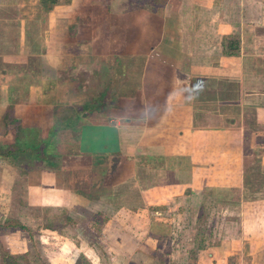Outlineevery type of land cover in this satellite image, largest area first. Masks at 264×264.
<instances>
[{
    "label": "crops",
    "instance_id": "obj_1",
    "mask_svg": "<svg viewBox=\"0 0 264 264\" xmlns=\"http://www.w3.org/2000/svg\"><path fill=\"white\" fill-rule=\"evenodd\" d=\"M49 1L0 0L1 96L14 82L16 123L50 117L49 139L76 126L74 152L31 176L47 224L0 226V264H264L260 21L228 0Z\"/></svg>",
    "mask_w": 264,
    "mask_h": 264
},
{
    "label": "rangeland",
    "instance_id": "obj_2",
    "mask_svg": "<svg viewBox=\"0 0 264 264\" xmlns=\"http://www.w3.org/2000/svg\"><path fill=\"white\" fill-rule=\"evenodd\" d=\"M46 1L50 2L49 0ZM133 1L140 3L138 0ZM231 1L233 0H228V2L223 3V5H227L226 8L222 7V14L225 18L236 19L237 15H241V19H257L260 21V25L264 27V0L252 2L251 5L243 0L240 5L242 7V13L237 11L236 3ZM40 2H44V0H40ZM249 10L250 14L247 16ZM2 74H4V71ZM73 78L76 80L77 77ZM19 82L21 86L25 85L24 80ZM13 83L10 82L9 86H7L9 87L7 88L9 92L7 98L1 96L0 88V99H2L0 102V226H2L1 229L3 231L7 228L10 229V227L11 229L14 227L23 229L25 228L24 224L29 227L32 225L33 228L31 231L35 232L37 231L36 227L47 224L46 211L48 209L47 207L34 208L29 204L30 178L33 176V173H38L39 179H45L48 175V171H58L59 173L62 171V167L59 166L62 163L66 164L68 162V156L72 153H70L72 150L71 146L75 145L73 137L77 133V127L72 125L65 126L64 123H68L67 120L56 119L58 120L56 125L58 131L65 127L71 131L68 130L67 132L56 135L57 131L54 136L49 139L47 135V125L49 126L51 123L50 117L37 121H28L25 124L26 126H24V122L21 125L17 124L15 121L16 117L12 116L14 113L13 110L14 108H18L20 111V107L24 105V103H21L22 101L19 100L21 95L19 96V93H17V91L15 92L13 88L10 89L11 87H16L13 86ZM7 89L3 88L5 91H7ZM69 89L70 88L67 89V87H65L62 91L67 93ZM79 90L82 92L81 89ZM21 91L27 96L28 91L26 89H21ZM2 95H5V93ZM10 95L11 97H16L18 100L10 101ZM17 95L19 97H17ZM3 100H5V102H3ZM9 102H11V104H9ZM6 107L7 109L5 110ZM58 109L59 113H63L61 115H67L69 113L68 116L71 117L70 121L73 124L78 122V115L84 113L83 110L79 111L74 109L76 113V115H74L72 112H68L70 109L68 110L67 107H63L62 105H60ZM87 114L88 113H86V115ZM88 116L93 117V114L90 113ZM58 117L60 118V114ZM56 120L54 119L53 122ZM30 124H35V130L38 134H36L34 127ZM12 126H14V129L11 128ZM17 126L19 127L18 132ZM46 140H48L46 144L43 143ZM11 151L12 153H8ZM32 182L35 181L33 180ZM53 214L55 215L53 218L56 219V214ZM50 217H52L51 214ZM196 225L199 232H204L203 216L197 217ZM188 233L184 234L188 235ZM193 233L195 234V229ZM198 250H200V248H198L196 252ZM229 264H234V261L232 262L231 260Z\"/></svg>",
    "mask_w": 264,
    "mask_h": 264
},
{
    "label": "trees",
    "instance_id": "obj_3",
    "mask_svg": "<svg viewBox=\"0 0 264 264\" xmlns=\"http://www.w3.org/2000/svg\"><path fill=\"white\" fill-rule=\"evenodd\" d=\"M56 1L57 0H53L54 3H56ZM138 1L143 3V4H149V5H153V6H161L163 4V2H165V0H138ZM228 47H229V51L231 53H235L237 51V47H238L237 41L236 40L230 41L228 43ZM229 51H227V52H229ZM41 151H44V150H41ZM10 258L12 259V257L10 255L6 254V259H5L6 264H10V263L15 264L13 260H10Z\"/></svg>",
    "mask_w": 264,
    "mask_h": 264
},
{
    "label": "flooded vegetation",
    "instance_id": "obj_4",
    "mask_svg": "<svg viewBox=\"0 0 264 264\" xmlns=\"http://www.w3.org/2000/svg\"><path fill=\"white\" fill-rule=\"evenodd\" d=\"M17 149V148H16ZM18 150V149H17ZM18 152H19V150H18ZM21 152V151H20ZM8 153H12V151L11 152H8ZM22 153V152H21ZM2 228V227H1Z\"/></svg>",
    "mask_w": 264,
    "mask_h": 264
}]
</instances>
